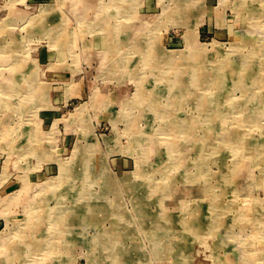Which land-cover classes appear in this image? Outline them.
<instances>
[{
  "label": "rangeland",
  "instance_id": "rangeland-1",
  "mask_svg": "<svg viewBox=\"0 0 264 264\" xmlns=\"http://www.w3.org/2000/svg\"><path fill=\"white\" fill-rule=\"evenodd\" d=\"M263 21L264 0H0V178L7 180L0 185V264H31L35 258L34 264H264ZM194 52L202 80L204 72L211 75L208 84L199 85L190 74ZM161 53L186 54L187 96L174 90L177 97L160 96L162 104L176 107H168V116L185 126L169 135L166 130L165 138L169 125L146 109L136 121L149 132L141 149L130 124L144 107L129 117L123 109L147 94L143 80L153 82L154 74L170 68L160 63ZM9 55L10 64H4ZM131 68L139 73L135 79ZM208 91L216 93L209 94V105L196 96ZM186 134L197 137L188 142ZM168 141L185 147L176 145L172 154ZM12 165L18 169L10 171ZM206 187L218 195L216 206ZM78 200L81 208L85 202L101 205L100 228L73 222L53 232L47 212L68 213ZM108 202L113 204L106 207ZM38 205L46 210L38 212ZM102 232L117 237H106L103 242L112 244L104 247L96 239ZM50 234L55 241L45 251Z\"/></svg>",
  "mask_w": 264,
  "mask_h": 264
},
{
  "label": "bare ground",
  "instance_id": "bare-ground-1",
  "mask_svg": "<svg viewBox=\"0 0 264 264\" xmlns=\"http://www.w3.org/2000/svg\"><path fill=\"white\" fill-rule=\"evenodd\" d=\"M241 2H243V1H241ZM241 7V6H240ZM238 8V7H237ZM243 8V7H242ZM240 9V8H239ZM238 9V10H239ZM262 11V10H261ZM260 11V12H261ZM163 13H165V12H163ZM238 15V14H237ZM171 16V15H170ZM255 16V15H254ZM262 16H263V14H262ZM239 17V16H238ZM252 17V16H251ZM258 17V16H257ZM256 20V19H255ZM260 20V19H259ZM235 21V20H234ZM249 21V20H248ZM264 22V21H263ZM251 23V22H250ZM249 23V24H250ZM261 23V22H260ZM253 24V23H252ZM251 25V24H250ZM259 25V24H258ZM252 26V25H251ZM260 26V25H259ZM258 27V26H257ZM186 28V27H185ZM255 28V27H254ZM195 29V28H194ZM143 34V33H142ZM195 34V33H194ZM123 36H124V34H123ZM191 36H193V35H191ZM190 36V37H191ZM139 37V36H138ZM137 38V37H136ZM135 38V39H136ZM186 38V37H185ZM194 38V37H193ZM196 38V37H195ZM138 39V38H137ZM188 39V38H187ZM186 39V40H187ZM190 39V38H189ZM185 40V41H186ZM191 40V39H190ZM142 41V40H141ZM189 41V40H188ZM126 42V41H125ZM133 42V41H132ZM149 42V41H148ZM156 42H157V39H156ZM193 42V41H192ZM127 43V42H126ZM125 43V44H126ZM131 43V42H130ZM135 43V42H134ZM260 43H261V41H260ZM124 44V43H123ZM122 44V45H123ZM127 44H129V43H127ZM133 44V43H132ZM131 44V45H132ZM193 44L195 45V43L193 42ZM136 45V44H135ZM148 45V44H147ZM188 45V44H187ZM263 45V44H262ZM261 45V46H262ZM186 47V46H185ZM188 47H190V45H188ZM152 48V47H151ZM155 48V47H154ZM187 48V47H186ZM198 48H199V46H198ZM260 48V47H259ZM263 48V47H262ZM261 48V49H262ZM185 49V48H184ZM183 49V50H184ZM189 49V48H188ZM141 50H143V48H141ZM182 50V49H181ZM144 52H147L146 50H143ZM152 51V50H151ZM191 50H189V52H190ZM192 51H195V52H199V51H197V50H192ZM261 51V50H260ZM263 51V50H262ZM143 52V53H144ZM158 51H156V55L158 54L157 53ZM180 52V51H179ZM186 52V51H185ZM184 52V53H185ZM195 52H194V54L192 53V54H190V60H192L193 62H194V66L192 67V71H191V73L190 74H194L195 75V77L197 78L196 79V81H197V83L199 84V85H201V83L202 84H208L207 83V79L209 78V77H211V75H210V73H208L206 70V72H204V74H205V81L204 80H202V77H201V69L202 68H199V66H198V63L194 60L195 59ZM201 52V51H200ZM264 52V51H263ZM121 53V52H120ZM149 53V52H148ZM206 53V52H205ZM208 53V52H207ZM207 53H206V55H207ZM262 53V52H261ZM125 54V53H124ZM162 54V53H161ZM201 54V53H200ZM149 55V54H148ZM151 56V55H150ZM184 56H186V54H184V55H182V54H180V55H177V54H175V53H172V54H170V53H163L161 56H159L158 57V59L161 61L160 63L161 64H163L162 66H169L170 68H168L167 70H165V72H163L162 74H163V76H161V74L159 75V74H154V76H153V82H151V81H144L143 80V85L145 86V88H147V94H142V96L140 95V96H135L134 97V95L132 96V97H134V99L133 100H129V101H126L127 103L124 105L125 106V110L123 109V111H125L124 112V114H125V117H129V116H131V111L135 108V107H137V106H139V108L141 107H144V108H142L141 109V111L136 115V117L133 119V120H131V127H132V129L134 130V132H133V142H135L134 143V146L135 145H137L138 144V147H141V149H143V146L145 147V144L143 145V141H146L147 140V138H148V133L149 132H147L146 130H144V129H142V128H140L139 126H138V124H136V121L138 120V117H142L145 113L144 112H146L147 113V110L146 109H148V114H154L155 115V113L156 114H158V117H159V119H162V121L161 122H164V123H167L168 125H169V128L168 127H166V128H164L165 129V134L167 133L166 132V130H168V135L170 134V132H173V130L175 131V129H183L184 128V126H185V123H183V125L181 126L180 125V122L178 121V119H175V120H173L172 119V117L170 118L169 116H168V114H170L171 112H170V109L172 108V107H175L174 105H172V104H170V103H168L167 105H165V104H162L161 102H160V99H161V97L160 96H162L163 97V95L164 94H166L167 93V97H169V98H173L174 96L175 97H177L176 95H174V93L172 92L173 90H174V92H175V94H177V92H178V94L183 98V97H186L187 95L186 94H184V85H186V81L187 80H185V75H187V73H186V68L184 69L182 66L184 65V63H186L185 65L188 67V64H187V62H184L183 63V61H181V59L184 57ZM194 56V57H193ZM198 56V55H197ZM200 56V55H199ZM234 56V55H233ZM247 56V55H246ZM257 56V55H256ZM263 56V55H262ZM211 58V57H210ZM243 58V57H242ZM249 58V57H248ZM10 59H12V56H10L9 55V57H4L3 59H1V61L4 63V64H6L7 62H9V60ZM185 59V58H184ZM236 59V58H235ZM151 60V59H150ZM154 60H155V58H154ZM250 60V59H249ZM143 61V60H142ZM188 61V60H187ZM149 62V61H148ZM154 62V61H153ZM199 62V61H198ZM245 62V61H244ZM249 62V61H248ZM142 63V65L144 64L143 62H141ZM205 63H206V61H205ZM261 63V62H260ZM7 64H10V62L9 63H7ZM122 64V63H121ZM207 64V63H206ZM193 65V64H192ZM192 65H190V66H192ZM209 65V64H208ZM242 65V64H241ZM122 66V65H121ZM185 66V67H186ZM206 66V65H205ZM218 66V65H217ZM216 66V67H217ZM147 67H149V66H147ZM219 67V66H218ZM15 68V67H14ZM152 68V67H151ZM182 68V69H181ZM233 68V67H232ZM235 68V67H234ZM20 69V68H19ZM21 69H23L22 67H21ZM107 69H109V66L107 67ZM153 69V68H152ZM205 69H206V67H205ZM16 70V69H15ZM161 70V69H160ZM203 70V69H202ZM208 70V69H207ZM211 70V69H210ZM218 70H219V68H218ZM223 70V69H222ZM264 70V69H263ZM17 71V70H16ZM122 72V71H121ZM141 72V71H140ZM158 72H159V69H158ZM161 72H162V70H161ZM214 72V71H213ZM231 72V71H230ZM235 72H236V74L237 73H239L240 75H241V69L239 70V69H237V70H235ZM234 72V73H235ZM149 73H151V72H149ZM148 73V74H149ZM232 73V72H231ZM31 74V73H30ZM129 74H130V76L132 77V79H135L137 76L136 75H139V73H137V74H135V70H133L132 68L130 69V72H129ZM209 74V75H208ZM212 74V73H211ZM238 74V75H239ZM12 75H14V74H12ZM33 75V74H32ZM31 75V76H32ZM153 75V74H152ZM194 75H193V77H194ZM203 75V74H202ZM213 75H214V73H213ZM258 75V74H257ZM29 76V75H28ZM252 76H254V75H252V74H250V73H248V74H246V77L247 78H250V77H252ZM135 77V78H134ZM139 77V76H138ZM166 77V78H165ZM213 78H215V76H212ZM255 77V76H254ZM16 78V77H15ZM224 78V77H223ZM27 79V78H26ZM117 79H118V77H117ZM230 79H232V78H230ZM251 79V78H250ZM18 79H16V81H17ZM28 80V79H27ZM120 80V79H119ZM124 80V79H123ZM130 80V79H129ZM190 80V79H189ZM209 80V79H208ZM217 80V79H216ZM240 80V79H239ZM260 80V79H259ZM258 80V81H259ZM15 81V80H14ZM117 81V80H116ZM140 81H142V80H140ZM140 81H138L137 82V84L140 82ZM204 81V82H203ZM223 81V80H222ZM241 81V80H240ZM257 81V80H256ZM129 82V81H128ZM255 82V81H254ZM264 82V81H263ZM25 83H27V82H25ZM30 83V82H29ZM28 83V84H29ZM117 83V82H116ZM142 83V82H141ZM195 83V82H194ZM215 83V82H214ZM223 83V82H222ZM256 83V82H255ZM2 84V83H1ZM18 84V83H17ZM22 84V83H21ZM27 84V85H28ZM154 84V85H153ZM212 84V83H211ZM210 84V85H211ZM232 84H233V82H232ZM231 84V85H232ZM239 84V83H238ZM142 85V84H141ZM189 85V84H188ZM196 85V84H195ZM199 85H196L197 86V89L198 88H200V86ZM143 86V87H144ZM190 86V85H189ZM192 86H194V85H192ZM206 86H208L209 87V85H206ZM213 86V85H212ZM251 86H253V85H251L250 84V87ZM8 87V86H7ZM15 87H16V85H15ZM19 87H20V83H19ZM33 87V86H32ZM142 87V88H143ZM202 87H204L203 85H202ZM27 88V87H26ZM195 88V87H194ZM217 88V87H216ZM234 88V87H233ZM7 89V88H6ZM191 89V88H190ZM190 89H187V90H190ZM213 89V88H212ZM175 90H177V91H175ZM186 90V89H185ZM142 91V90H141ZM192 92L194 91V90H191ZM197 91V90H196ZM217 92H218V89L216 90ZM230 91V90H229ZM251 91V90H250ZM137 92V91H136ZM173 93V95H172V93ZM189 93H190V91H188ZM202 92H203V90H202ZM220 92V91H219ZM227 92V91H226ZM259 92V91H258ZM138 93V92H137ZM205 94H201V93H199L198 95H196V96H200L199 98V100H200V102H201V100H203L204 99V101L206 102V103H208V105H209V98H208V96H209V94L211 93V94H216V93H214V92H211V91H208L207 93L206 92H204ZM250 93V92H249ZM258 94V93H257ZM169 95H171V96H169ZM244 95V94H243ZM249 95V94H248ZM261 95V94H260ZM15 96V95H14ZM226 96V95H225ZM33 97H35V96H33ZM227 97V96H226ZM258 97V96H257ZM262 97V96H261ZM22 98V97H21ZM180 98V97H179ZM128 99V98H127ZM178 99V98H177ZM217 99H218V97H217ZM231 99V98H230ZM230 99H228L229 101H230ZM246 99V98H245ZM262 99V98H261ZM260 99V100H261ZM189 99H187V101H188ZM197 100V99H196ZM214 100V99H213ZM225 100H226V98H225ZM224 100V101H225ZM244 100V99H243ZM260 100H259V102H260ZM6 101V100H5ZM123 101V100H122ZM125 101V100H124ZM178 101V100H177ZM181 101V100H180ZM186 101V102H187ZM223 101V102H224ZM199 102V103H200ZM240 102V101H239ZM15 103V102H14ZM164 103V102H163ZM178 103H181V102H178ZM182 104V103H181ZM184 104V103H183ZM201 104V103H200ZM203 104V103H202ZM201 104V105H202ZM218 104V103H217ZM220 104H223V103H220ZM231 104V103H230ZM169 105V106H168ZM199 106V108L200 107H202V106ZM245 105V104H244ZM250 105H252V104H250ZM10 106H11V104H10ZM196 106V105H195ZM197 106V107H198ZM205 106V105H204ZM217 106V105H216ZM219 106V105H218ZM168 107H170V109L168 108ZM180 107H182V106H180ZM209 107V109L210 108H212V107H210V106H208ZM15 108H16V106H15ZM176 108V107H175ZM215 108V107H214ZM218 108H220V106L218 107ZM217 108V109H218ZM240 108V107H239ZM169 109V111H167ZM146 110V111H145ZM177 110V109H176ZM207 110V109H206ZM229 110V109H228ZM201 111V110H200ZM220 111V110H219ZM241 111H243V110H241ZM167 112V113H166ZM207 112V111H206ZM216 112H218V111H216ZM215 112V113H216ZM211 113H213V112H211ZM166 114V115H165ZM219 114H220V112H219ZM219 114L217 113V115L219 116ZM233 114V113H232ZM147 114H145L144 116H146ZM149 115V116H150ZM191 116H192V114H190ZM201 115V114H200ZM122 117H123V114L121 115ZM165 116V117H164ZM199 116V115H198ZM202 116V115H201ZM235 116V115H234ZM183 117V116H182ZM200 117V116H199ZM204 117V116H203ZM232 117H233V115H232ZM231 117V118H232ZM236 117V116H235ZM166 118V119H165ZM179 118V117H178ZM195 118H198V117H195ZM206 118H207V116H206ZM199 119V118H198ZM208 119V118H207ZM124 120V119H123ZM176 121H178L179 123H177L176 125L174 124V123H176ZM190 121V120H189ZM189 121L187 122L186 121V119H183V122H187V123H189ZM196 122H197V120H195ZM195 121H193V122H195ZM229 121V120H228ZM231 121V120H230ZM230 121H229V123H230ZM233 121V120H232ZM231 121V122H232ZM129 122V121H128ZM158 122V121H157ZM174 122V123H173ZM203 122V121H202ZM206 122V121H205ZM224 122H226V121H224ZM192 123V122H191ZM246 123V122H245ZM175 125V126H172L171 127V125ZM193 124V123H192ZM212 126H214L213 125V123H210ZM210 124H209V126H210ZM191 125V124H190ZM242 125V124H241ZM181 126V127H180ZM158 127V126H157ZM190 127V126H189ZM192 127V126H191ZM228 127V126H227ZM162 128V127H161ZM172 128V129H171ZM197 128H198V125H197ZM206 128V127H205ZM190 129V128H189ZM189 129H188V131H189ZM196 129V128H195ZM201 129V128H200ZM131 130V129H130ZM158 130H159V128H158ZM161 130V129H160ZM191 130H193V129H191ZM187 131V132H188ZM17 132V131H16ZM153 132V131H152ZM151 132V133H152ZM161 132V131H160ZM195 132H196V130H195ZM132 133V132H131ZM162 133V132H161ZM179 133V132H178ZM234 133V132H233ZM16 134V133H15ZM167 134H166V136H165V138L167 137ZM196 134V133H195ZM194 134V135H195ZM210 134V133H209ZM14 135V134H13ZM157 135V134H156ZM181 135V134H180ZM184 135V134H183ZM193 134L192 135H190V134H188V136H187V134H186V136H187V138H186V140L188 139V142H189V140H194L197 136H194ZM199 135V134H198ZM208 135V134H207ZM130 136V135H129ZM203 136V135H202ZM222 136V138H223V135H221ZM228 136V135H227ZM11 137V136H10ZM176 137H177V135H176ZM179 137H183V136H179ZM201 136H199V138H200ZM204 137V136H203ZM203 137L201 138V140H203ZM206 137V136H205ZM165 138L163 139L164 140V142H167L166 140H165ZM227 138V137H226ZM231 138V137H230ZM17 139V138H16ZM221 139V138H220ZM163 140H161V142L163 141ZM179 140V139H178ZM199 140V139H198ZM204 140H206V142L205 143H207L206 145L208 146V144H210V140H211V138L209 139V138H207L206 137V139H204ZM214 140H216L215 142L217 143V142H219V140H218V137L217 136H215L214 137ZM180 141H181V139H180ZM184 141V140H183ZM221 141V140H220ZM16 142V141H15ZM156 142V141H155ZM169 142V144L171 145V148L172 149H170V152H172V154H173V151H175V150H177V149H175L174 150V148H175V146L177 145V147L176 148H178V146H180L181 148H182V146L181 145H183L184 147H185V145L184 144H176L175 145V143H173V142H171V141H168ZM178 142V141H177ZM176 142V143H177ZM195 142V141H194ZM26 143V142H25ZM32 143V142H31ZM152 143H154V142H152ZM221 143V142H220ZM231 143V142H230ZM16 144V143H15ZM23 144V143H22ZM226 144V143H225ZM235 144V143H234ZM158 145V144H157ZM157 145H155V148H156V146ZM187 145V144H186ZM204 145V144H203ZM224 145V144H223ZM228 145H229V143H228ZM231 145V144H230ZM233 145V144H232ZM133 146V147H134ZM173 146V147H172ZM205 146V145H204ZM206 146V147H207ZM210 146V145H209ZM220 146V145H219ZM164 147V146H163ZM193 147V146H192ZM213 147H214V145H213ZM223 147V146H222ZM19 148H21V147H19ZM160 148V147H159ZM211 148V147H210ZM229 148V147H228ZM238 148V147H237ZM15 149V148H14ZM90 149V148H89ZM149 149V148H148ZM191 149H193V148H189V150H191ZM202 149H204V148H202ZM214 149V148H213ZM219 149H221V147H219ZM243 149H245V148H243ZM25 150H27L26 148H25ZM93 150V149H92ZM126 150V149H125ZM145 150H147V149H145ZM179 150V152L182 150V149H178ZM210 150V149H209ZM212 150V149H211ZM216 150H218V146L216 147ZM16 151V150H15ZM23 151H24V148H23ZM136 151V150H135ZM149 151V150H148ZM159 151V150H158ZM183 151H185V149L183 150ZM201 151H203V150H201ZM213 151H215V150H213ZM128 152V151H127ZM155 152H157V149L155 150ZM169 152V151H168ZM178 152V153H179ZM205 152V151H204ZM204 152H202L201 154H203ZM238 152V151H237ZM22 153H24V152H22ZM89 153V152H88ZM93 153V152H92ZM136 153V152H135ZM149 153V152H148ZM220 153V152H219ZM21 154V153H20ZM145 154V153H144ZM162 154V153H161ZM183 154V153H182ZM205 154V153H204ZM207 154V153H206ZM205 154V155H206ZM177 154H175V156H176ZM236 155V154H235ZM89 156V155H88ZM92 156V155H91ZM201 156V155H200ZM209 156H210V154H209ZM216 156V155H215ZM98 157V156H97ZM180 157H181V155H180ZM186 157V156H185ZM189 157H190V155H189ZM161 158V157H160ZM210 158V157H209ZM245 158V157H244ZM99 159V158H98ZM159 159V158H158ZM246 159V158H245ZM150 160V159H149ZM179 161H184V159H178ZM186 160V159H185ZM206 160V159H205ZM88 161V160H87ZM144 161V160H143ZM203 161V160H202ZM240 161V160H239ZM62 162V161H61ZM98 162V161H97ZM97 162H96V165H97ZM142 162V161H141ZM186 162V161H185ZM238 162V161H237ZM144 163V162H143ZM142 163V164H143ZM194 163V162H193ZM146 164H147V161H146ZM150 164V163H149ZM183 164H184V162H183ZM186 164V163H185ZM188 164V163H187ZM203 164H205V162L203 163ZM68 165V164H67ZM88 165H90V164H87V166ZM104 165V164H103ZM102 165V166H103ZM177 165H181L180 163L179 164H177ZM236 165V164H235ZM101 166V167H102ZM150 166V165H149ZM201 166V165H200ZM207 166V165H206ZM151 167V166H150ZM190 167V166H189ZM197 167V166H196ZM68 168H69V165H68ZM85 168V167H84ZM186 168H187V166H186ZM151 169V168H150ZM177 169V168H176ZM196 169V168H195ZM198 169H199V167H198ZM64 170V171H63ZM65 170H66V164H65V166H63V169H62V174L61 175H63L64 174V172H65ZM93 170H95V169H93ZM148 170V169H147ZM182 170H184V169H182ZM193 170V169H192ZM181 171V170H180ZM199 171V170H198ZM197 171V172H198ZM87 172V171H86ZM97 172V171H96ZM184 172V171H183ZM193 172H195L194 170H193ZM196 172V173H197ZM200 172V171H199ZM171 173V172H170ZM169 173V174H170ZM175 173V172H174ZM182 173V172H181ZM67 174V173H66ZM86 174V173H85ZM173 174V173H172ZM192 174V173H191ZM201 174V173H200ZM150 175V174H149ZM193 175V174H192ZM202 175V174H201ZM67 176V175H66ZM97 176V175H96ZM151 176V175H150ZM181 176V175H180ZM195 176V175H194ZM205 176V175H204ZM104 177V176H103ZM198 177V176H197ZM232 177V176H231ZM85 178H87V177H85ZM180 178H182V177H180ZM200 178V177H199ZM103 179V178H102ZM176 179H178V178H176ZM186 179V178H185ZM196 179V178H195ZM86 180V179H85ZM108 180H110V179H108ZM144 180V179H143ZM188 180V179H187ZM191 180V179H190ZM200 180V179H199ZM202 181H203V179H201ZM89 181V180H88ZM107 181V180H106ZM129 181V180H128ZM171 181V180H170ZM174 181V180H173ZM195 181V180H194ZM161 182V181H160ZM166 182V181H165ZM49 184H51L52 183V181H50V182H48ZM109 183H112L111 181L109 182ZM187 183V182H186ZM189 183V182H188ZM195 183V182H194ZM199 183V182H198ZM204 183H206V182H204ZM84 184H85V182H84ZM193 184V183H192ZM208 184V183H207ZM71 185V184H70ZM111 185V184H110ZM114 185H115V183H114ZM166 185V184H165ZM177 185V184H176ZM201 185V184H200ZM60 186V185H59ZM64 186V185H63ZM113 186V185H112ZM173 186V185H172ZM175 186V185H174ZM157 187H158V184H157ZM161 187V186H160ZM164 187V186H163ZM201 187V186H200ZM62 188V187H61ZM105 189H106V187H104ZM112 189V188H111ZM163 189V188H162ZM168 189H170V188H168ZM180 189V188H179ZM203 189V188H202ZM47 190V189H46ZM59 190V189H58ZM107 190V189H106ZM78 191V190H77ZM81 192H83V193H85L86 191H89L88 190V186L87 185H84V187L80 190ZM101 191V190H100ZM171 191V190H170ZM211 191V190H210ZM37 192V191H36ZM69 192V191H68ZM161 192V191H160ZM202 192V191H201ZM203 192L206 194V196L209 198V201H210V197H213V200H212V202L210 201V205L212 206V205H214V206H216L218 203H217V199H216V197H218V195L217 194H214V192L213 191H211L210 192V194H208V189H207V187L206 188H204L203 189ZM26 193V192H25ZM24 193V194H25ZM106 192H104V194H105ZM130 193V192H129ZM19 194V193H18ZM21 194V193H20ZM94 194V193H93ZM13 195H17V194H13ZM70 195V194H69ZM88 195H90V194H88ZM100 195V194H99ZM131 195V194H130ZM134 195V194H133ZM157 195V194H156ZM39 196V195H38ZM95 196V195H94ZM104 196V195H103ZM132 196V195H131ZM33 197V196H32ZM79 197V196H78ZM81 197V196H80ZM165 197H167V196H165ZM171 197V196H170ZM14 198V197H13ZM16 198V197H15ZM14 198V199H15ZM20 198V197H19ZM58 198V197H57ZM97 198V197H96ZM140 198V197H139ZM142 198H143V196H142ZM147 198H150V197H147ZM168 198V197H167ZM17 199V198H16ZM34 199V198H33ZM77 199H79V198H77ZM94 199V198H93ZM145 199V198H144ZM151 199V198H150ZM184 199V198H183ZM10 200H11V198H10ZM13 200V199H12ZM18 200V199H17ZM31 200V199H30ZM61 200V199H60ZM65 200V199H64ZM90 200H92V199H90ZM143 200V199H142ZM152 200V199H151ZM172 200V199H171ZM205 200V199H204ZM215 200V201H214ZM5 201H6V199H5ZM19 201V200H18ZM97 201H99V200H97ZM160 201V200H159ZM10 202V201H9ZM39 202V201H38ZM47 202V201H46ZM59 202V201H58ZM90 202V201H89ZM133 202V201H132ZM135 202V201H134ZM140 202V201H139ZM180 202V201H179ZM184 202V201H183ZM59 203H61V202H59ZM101 203H102V201H101ZM39 204V203H38ZM46 204H48V203H46ZM57 204V203H56ZM79 204H81L80 203V200H78V203H76V207H74V205L72 206V207H70V210L68 211V213H66L67 212V209L66 210H64V208H62L61 210H59V211H57V212H55V213H52V210H49V213L47 212V216H48V219L50 220V222H49V224L50 225H52V226H54V229H52V231L53 232H55L56 230H58L59 228H61V231H63V226H66V225H68V224H71V223H77L78 225L79 224H81V225H87V224H90V223H96L95 225V227L94 228H96V227H98V228H100V224H97V222L99 221V220H101L100 219V214H101V212L103 211V209L101 210H99V208H102V207H100L101 205H97V203H95V202H91L90 204L88 203V202H85V204H84V206L81 208L80 207V205ZM113 204V202H108V204L106 203V207L108 206V205H112ZM144 205V204H143ZM142 205V206H143ZM184 205V204H183ZM201 205V204H200ZM38 206H40V205H38ZM49 206V205H48ZM146 207V206H145ZM191 208V207H190ZM39 209H45L46 210V207L45 206H40V207H38V212H39ZM51 209V208H50ZM69 209V208H68ZM105 209V208H104ZM160 209V208H159ZM186 209V208H185ZM238 209H239V207H238ZM44 210V211H45ZM111 210V209H110ZM139 210V209H138ZM141 210V209H140ZM196 210V209H195ZM144 211V210H143ZM164 211H165V208H164ZM189 212H191V210H188ZM37 212V213H38ZM109 212H111V211H109ZM183 212V211H182ZM41 213V212H40ZM45 213V212H44ZM141 213V212H140ZM215 213V212H214ZM214 213H212V215L214 214ZM217 213V212H216ZM215 213V214H216ZM106 214V213H105ZM145 214V213H144ZM214 214V218L215 219H217L216 217H218L217 215H215ZM41 215V214H40ZM42 215H43V213H42ZM115 215V214H114ZM175 215H176V213H175ZM227 215V214H226ZM44 216V219H45V217H46V215H43ZM43 216H41V218L43 219ZM107 216V215H106ZM109 216V215H108ZM112 216V215H111ZM135 216V215H134ZM162 216V215H161ZM187 216V215H186ZM185 216V217H186ZM241 216H243V215H241ZM150 216H148V217H146V218H149ZM171 217V216H170ZM178 217V216H177ZM180 217V216H179ZM194 217V216H193ZM213 217V216H212ZM211 217V218H212ZM47 218V217H46ZM101 218H102V216H101ZM113 218V217H112ZM117 218V217H116ZM115 218V219H116ZM137 218V217H136ZM142 218H144V219H146L145 217H142ZM151 218V217H150ZM199 218H201V217H199ZM241 218V217H240ZM114 219V220H115ZM215 219H213V220H215ZM220 219V218H219ZM119 220H120V218H119ZM182 220V219H181ZM180 220V221H181ZM212 220V219H211ZM241 220V219H240ZM43 222H45L44 220H42ZM134 221H135V219H134ZM209 221V220H208ZM219 221V220H218ZM39 222H41V221H39ZM150 222H152V220H150ZM168 222V221H167ZM216 222V221H215ZM234 222V221H233ZM154 223H155V221H154ZM203 223V222H202ZM213 223V222H212ZM143 224V223H142ZM176 224V223H175ZM174 224V225H175ZM181 224H182V222H181ZM12 225V224H11ZM14 225V224H13ZM26 225V224H25ZM29 225V224H28ZM160 225V224H159ZM183 225V224H182ZM216 225V224H215ZM34 227H35V225H33ZM39 226V225H38ZM109 226V225H108ZM171 226V225H170ZM216 226H218V225H216ZM28 227V226H27ZM122 227V226H121ZM162 226H160V228H161ZM174 227V226H173ZM50 228V227H49ZM79 228V227H78ZM103 228H104V224H103ZM123 228V227H122ZM139 228V227H138ZM183 228V227H182ZM7 229V228H6ZM10 229V228H9ZM70 229V228H69ZM86 229V228H85ZM84 229V230H85ZM209 229V228H208ZM230 229V228H229ZM60 230V229H59ZM114 230V229H113ZM184 230V229H183ZM210 230V229H209ZM6 231V230H5ZM12 231V230H11ZM20 231L21 230H19V232L18 233H20ZM24 231V230H23ZM49 231V230H48ZM73 231V230H72ZM166 231V230H165ZM212 231V230H211ZM227 231V230H226ZM22 232V231H21ZM125 232V231H124ZM131 232V231H130ZM137 232V231H136ZM156 232H157V230H156ZM199 232V231H198ZM40 233V232H39ZM45 233H47V232H45ZM50 233V232H49ZM73 233V232H72ZM132 233V232H131ZM130 233V234H131ZM139 233V232H138ZM142 233V232H141ZM28 234V233H27ZM85 234V233H84ZM102 234L103 235H96V239H99L100 240V242H99V245H101V246H106V245H109V244H112V242L111 241H105V242H103V240L106 238V237H108L109 239H113V240H115L116 239V237H117V235L115 234V233H113V232H105V233H103L102 232ZM21 235H22V233H21ZM123 235V234H122ZM158 235H159V233H158ZM38 236V235H37ZM75 236V235H74ZM81 236V235H80ZM125 236V235H124ZM39 237V236H38ZM83 237V236H82ZM84 237H86V236H84ZM90 237V236H89ZM127 237V236H126ZM51 238V239H50ZM91 238V237H90ZM153 238V237H152ZM8 239V238H7ZM127 239V238H126ZM28 240V239H27ZM40 240V239H39ZM50 240H52L53 242L55 241V235H51L50 234V236L49 237H47V241H48V243H44V244H46L45 246L43 245V244H41L40 246H44V250L46 251L48 248H49V245H51L50 243H51V241ZM83 240V239H82ZM158 240V239H157ZM26 241V240H25ZM28 242V241H27ZM155 242H157V241H155ZM159 242V241H158ZM32 243V242H31ZM70 243H72V242H70ZM18 244H20V238H18L17 239V242L15 243V245L17 246V248L19 249V246L20 245H18ZM39 244H40V242H39ZM116 244V243H115ZM140 244V243H139ZM36 244L34 243V244H30V245H28L29 246V248H30V251H33V250H35L37 247L35 246ZM90 245V244H89ZM127 245V244H126ZM125 245V246H126ZM134 245H135V243H134ZM141 245V244H140ZM5 246V245H4ZM39 246V247H40ZM52 246V245H51ZM120 246V245H119ZM156 246H157V244H156ZM159 246V245H158ZM123 247V246H122ZM136 247H137V245H136ZM135 247V248H136ZM27 248V247H26ZM129 248V247H128ZM100 249V248H99ZM120 249V248H119ZM133 250H135V249H132V251ZM160 250V249H159ZM3 251V250H2ZM27 251V250H26ZM25 251V252H26ZM48 251V250H47ZM53 251V250H52ZM122 251H124V250H122ZM14 252V251H13ZM41 252V251H40ZM97 252V251H96ZM135 252V251H134ZM45 253H50V252H45ZM58 253H60V252H58ZM9 254V253H8ZM24 255H26V253H23ZM33 254H35V253H33ZM61 254V253H60ZM37 255V254H36ZM52 255V254H51ZM58 255V254H57ZM109 255H112V254H109ZM8 256V255H7ZM27 256H29V255H27ZM59 256V255H58ZM105 256V255H104ZM113 256V255H112ZM3 257H4V255H3ZM3 257H0V258H2V260H3ZM10 257V256H9ZM106 257V256H105ZM108 257H110V256H108ZM114 257V256H113ZM6 258V257H5ZM36 259V258H35ZM35 259H34V261H35ZM39 259L40 258H38V261H39ZM63 259V258H62ZM145 259V258H144ZM26 260H28V259H26ZM58 260V259H57ZM34 261L31 263V264H34ZM43 261V260H42ZM41 261V262H42ZM48 263V262H47ZM99 263V262H98ZM4 264V263H3ZM38 264V263H37ZM39 264H40V262H39ZM49 264V263H48ZM128 264V263H127ZM139 264V263H138Z\"/></svg>",
  "mask_w": 264,
  "mask_h": 264
},
{
  "label": "crops",
  "instance_id": "crops-1",
  "mask_svg": "<svg viewBox=\"0 0 264 264\" xmlns=\"http://www.w3.org/2000/svg\"><path fill=\"white\" fill-rule=\"evenodd\" d=\"M0 166H1V164H0ZM16 169H18V168L15 165H12V170H10V168L8 170L13 171ZM4 170H5V166L2 164V166L0 167V172L2 173V172H4ZM2 181H3V179L0 178V185L5 186L6 184H4V183H6L7 180H5L3 182ZM8 184H10V183H8Z\"/></svg>",
  "mask_w": 264,
  "mask_h": 264
}]
</instances>
